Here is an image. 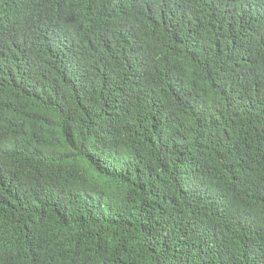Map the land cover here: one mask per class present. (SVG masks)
I'll return each mask as SVG.
<instances>
[{"label": "trees", "instance_id": "1", "mask_svg": "<svg viewBox=\"0 0 264 264\" xmlns=\"http://www.w3.org/2000/svg\"><path fill=\"white\" fill-rule=\"evenodd\" d=\"M0 264H264V0H0Z\"/></svg>", "mask_w": 264, "mask_h": 264}]
</instances>
